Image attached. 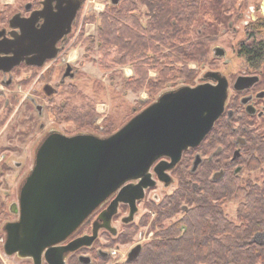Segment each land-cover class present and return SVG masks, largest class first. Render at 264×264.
Segmentation results:
<instances>
[{
    "label": "rangeland",
    "instance_id": "374dc122",
    "mask_svg": "<svg viewBox=\"0 0 264 264\" xmlns=\"http://www.w3.org/2000/svg\"><path fill=\"white\" fill-rule=\"evenodd\" d=\"M219 1L217 3L220 4V11L227 13L228 11H243L241 20L235 21L234 27L228 33H225L223 26H217L218 31L216 37L213 38L215 40L209 45V53L207 52L201 61L188 64L190 69H194L192 79L176 78L163 88L156 90L153 96L144 88L133 91L123 86L124 79L133 76V74H127L129 73L128 67L126 69L124 67L131 65L115 66V68L103 71L97 62V48L86 50L90 39L92 37L97 39L101 24L100 15L110 12L108 10L113 4L111 0H84L79 10L65 55L69 65L75 69L73 77H65L63 80L64 62L61 64L60 61L55 60L42 69L21 67L15 70L12 77L14 80L10 86H4L0 82V264H33L30 258L8 256L4 253L3 225L17 218V215L10 211L9 206L18 201L19 190L34 164L35 150L49 130L54 129L65 135L90 133L104 137L106 132L119 129L134 114L152 103L163 91L183 85H197L199 81H202L204 72L216 68L227 77L229 89L224 115L208 137L210 140H203L202 148L192 152V156L188 154L186 158L183 157L185 164L174 173H169L172 183L164 186L157 181L153 189L147 190L145 197L137 203V212L132 221L126 224L121 222L120 218L128 213L124 205L120 206L117 217L112 221V226L117 229L116 235L109 232L99 234V238L95 241L96 247L91 254L92 257L90 256L92 261L89 264H125L127 255L133 247L136 245L144 247L150 241H157L161 235L165 234L166 229L173 225V222L192 217L193 209L201 203L202 206L204 205L200 198L215 194L208 191L212 188L219 189L226 182L235 183L233 195L223 198L225 192H220L218 193L220 194L219 199L210 198L209 201L207 197L205 203L216 205L222 216L227 219L233 222L239 221L237 212L240 207L241 211L243 210L242 206L246 197L244 188H261L264 185V157L254 150L256 148L251 141V138L258 135L264 137V133L262 134L264 120L255 116L250 117L240 107L237 108V103L241 100L237 98L232 83L235 77L242 73V70L248 73L253 71L249 69L244 56L239 54V47L241 42L248 43L247 35L251 36V33L256 40H264V23L254 30L250 24H245L253 23L254 17L258 15L264 20V12H262L264 0ZM36 2L37 0H9L8 2L0 0V29L7 27L6 20L11 15L18 11H23L22 14H24L25 5L31 4L35 7ZM120 2L121 0H118L115 4ZM214 4V0H208L201 11H215ZM138 9L144 14L146 7L138 4ZM141 18L143 22L147 19L143 15ZM195 36L193 32L191 38ZM215 46L224 48L225 56L222 60L215 59L211 55V50ZM151 55L149 53L148 58L145 59L146 67L149 78L155 79L158 72L148 63ZM263 70L264 55L260 59L258 72ZM62 80L63 84L57 86ZM45 82L52 87H57V92L53 95H46L42 89ZM259 88L264 89V84ZM35 104L42 106L40 114L34 109ZM231 108L232 114L230 115L229 109ZM90 109L95 112L90 124L77 121ZM108 124L111 130L106 129ZM213 134L214 137L220 135V138H214ZM242 136H245L248 142L240 158L236 159L233 148L238 147L235 141ZM220 150L222 152L218 158L210 162L204 161V165L198 167L195 174L190 172L193 160L188 162L189 158L194 159L196 153L202 160H205L204 157L210 153L213 157H217L216 154ZM245 160H247V165L244 164ZM212 168H222L223 174L215 177L214 175L221 170L217 169L212 173L210 171ZM151 173L156 177L153 172ZM178 194H182L185 199L181 200L171 216L162 218L164 211L172 210L175 196ZM183 223L180 226L181 229L177 231L180 235L188 227V224H185L188 222ZM198 225L196 222V228ZM82 226V231H90V220ZM262 235H258L257 238L262 239ZM80 254L84 253L77 250L69 254L66 257V264H83L78 261Z\"/></svg>",
    "mask_w": 264,
    "mask_h": 264
},
{
    "label": "water",
    "instance_id": "95a60500",
    "mask_svg": "<svg viewBox=\"0 0 264 264\" xmlns=\"http://www.w3.org/2000/svg\"><path fill=\"white\" fill-rule=\"evenodd\" d=\"M81 2L75 0L68 9L59 8L69 11V16L66 30L56 33L35 30L32 16L13 15L8 21L13 29L10 37L0 39V69L8 72L24 61L40 66L45 59L55 57L56 36L70 32ZM63 24L59 21L58 25ZM214 53L223 56L224 51L215 47ZM208 77L216 84L183 85L163 91L110 135L66 136L54 132L43 140L35 150V161L19 190L18 201L9 206L18 218L3 225L4 253L30 258L33 264H66L69 254L93 243L99 229L116 235L111 220L118 206H129L123 222H130L145 190L154 187L151 169L157 180L168 186L172 182L169 171L182 153L199 146L223 114L228 81L219 72L204 75ZM256 81L257 77H238L234 88H249ZM112 195L115 198L94 221L92 233L64 243ZM140 250V245L133 247L127 261L135 260ZM78 259L83 264L90 262L86 255Z\"/></svg>",
    "mask_w": 264,
    "mask_h": 264
},
{
    "label": "trees",
    "instance_id": "16d2710c",
    "mask_svg": "<svg viewBox=\"0 0 264 264\" xmlns=\"http://www.w3.org/2000/svg\"><path fill=\"white\" fill-rule=\"evenodd\" d=\"M207 1L121 0L118 4H111L108 10L110 12L100 15L101 24L97 39L92 37L86 50L97 48V62L103 71L115 66L131 65L134 75L124 79L123 86L133 91L144 88L153 96L156 90L176 78L192 79L194 69H190L188 64L197 63L206 56L210 40L208 34L213 32L209 24L206 27L198 24L202 35H196L194 41L191 37L195 32L193 22L201 17L202 22L205 23L207 12L201 9ZM217 1L219 0H214L213 9L220 11V4ZM138 4L146 7L144 14L139 11ZM142 15L147 17L145 22L142 21ZM242 44L239 54L247 60L259 61L263 57V41ZM149 53L152 55L148 63L158 72L155 79L149 78L146 67L145 59L148 58ZM135 61L140 62L134 63ZM94 115L95 112L90 109L77 121L90 124ZM220 119L204 141L210 140L208 137L213 133ZM110 124L106 125L107 130H111ZM112 132H106V135ZM214 138H220V135H215ZM251 141L256 148L254 150L264 157V137L258 135L251 138ZM234 150L235 148L233 152ZM218 153L216 156L220 155ZM237 153L239 151L235 150L236 157ZM209 155L213 156L212 153ZM244 164L247 165V160ZM229 183L226 182L219 189H210L208 192L215 194L202 196L200 199L204 205L202 206L201 203L194 208L192 217L173 222V225L166 229L165 234L157 241H150L141 247L137 258L125 264H264V185L261 188H244L246 197L243 210L239 208L237 215L240 219L233 222L222 216L216 205L205 203L207 197L209 201L210 198L219 199L220 192H225L223 198L231 197L235 191V183ZM183 199L185 198L182 194L176 195L172 210L164 211L161 217L171 216L172 211L175 212ZM183 222H188L185 223L188 227L180 235L177 231L181 229ZM196 222L199 224L198 228ZM260 234H263L262 239L257 238Z\"/></svg>",
    "mask_w": 264,
    "mask_h": 264
},
{
    "label": "flooded vegetation",
    "instance_id": "af4514ba",
    "mask_svg": "<svg viewBox=\"0 0 264 264\" xmlns=\"http://www.w3.org/2000/svg\"><path fill=\"white\" fill-rule=\"evenodd\" d=\"M46 0H37L36 4L37 6L35 5V7H33L31 4H26L25 5V10L24 11L25 13H23V11H18L16 13H14L13 15L15 14H20L21 17H30L32 16V19H31V23L34 27H36L35 30H42L44 32H48V30H54V33L58 32L59 30L61 29H64L66 30V27H67V19H68V12L69 11H59V8H64V9H68L69 6H72L75 2V0H47L46 3L43 5V2H45ZM84 0H82L81 2V5L78 9V11H76V15L74 17V20L72 22V26H71V30L69 33H63L60 37V34L57 37V41H56V48H57V51H56V55L55 57L53 58H50V59H45L43 64L38 66V65H27L26 64V61L24 62H21L19 65L17 66H14L12 69H10L8 72L7 71H3L0 69V82L2 85L4 86H10L12 83H13V80L14 78L13 77V73L15 70H18L20 69L21 67H24V68H32V69H35V70H38V69H42L43 67L49 65L50 62L52 61H60L61 64H63L64 62V69H63V80L65 77H73L74 76V72H75V69L72 68L71 65H69V61L66 60V52H67V46L71 40V31L73 30L74 28V24L78 18V14H79V10L81 9V6L83 4ZM264 4V3H263ZM44 6V7H43ZM43 8L42 11H39ZM206 18H205V23L202 22L203 19L200 17L199 19H196L192 26L194 27L195 29V35H202V30L200 27H198L197 25L198 24H201V26L203 27H206V25L209 24V28L213 30V32L211 34H208V37H210V40H209V45L211 44V42H213L216 37V32L218 31V28L217 26H223V30L225 31V33H228L233 27H234V22L235 21H240L241 20V17L243 15V11H228V13L226 11H206ZM264 12V7H263V11ZM11 15L6 21H7V27H3L2 29H0V31L2 30L3 31V35L0 36V39H5V38H9L10 37V33L13 29H11L9 26H8V21L10 20V18L13 16ZM263 19V18H262ZM261 17L258 15L256 17H254V22L253 23H250V22H247L245 24H250V27H252V29L254 30L255 28L258 29L259 28V25L263 24L264 20H262ZM59 21H61V23L64 22L63 25H58L59 24ZM47 26V29H43V27H46ZM251 29V30H252ZM17 30V29H16ZM20 34V33H19ZM42 35H43V32H42ZM205 35V34H204ZM207 36V35H206ZM248 38V43L247 44H250L251 42H255V41H263V39H255L254 38V35L251 33V36L247 35ZM60 37V38H59ZM252 38V39H251ZM196 38L194 37L193 38V41L195 40ZM243 42L240 43V47H239V50L242 49V44ZM215 47H220L223 49L224 51V54L223 56H218L216 55V53H214V48ZM212 50H211V55L215 58V59H218V60H222V58L225 56V50L223 47L221 46H215ZM210 48V46H209ZM208 53H209V50H208ZM240 53V52H239ZM242 55V54H240ZM31 57L32 55H30V60H31ZM245 58V57H244ZM246 60V63L248 64L249 66V69H252L253 71L251 73H248L244 70H242L241 72L242 73H239L233 83H232V88L233 90L235 91V93L237 94V98L239 100H241L240 103H237L238 106L237 108L240 107L241 110L244 111L245 114H247L248 116L250 117H256L258 119H263L264 120V89H260L259 87H261V85L264 84V70L263 71H259V63H260V60L259 61H255L254 59H249ZM71 66V69L69 70L67 68V66ZM258 69V70H257ZM212 72H219L220 73V70H218L217 68L216 69H211V70H208L206 72L203 73V76H202V81H199L198 84H201V83H210V84H216V81L212 78V77H208V78H204V75L206 74H209V73H212ZM222 74V73H220ZM223 75V74H222ZM225 76V75H224ZM226 77V76H225ZM238 77H257V81L254 82L252 84V86H250L249 88H245V89H242V90H236L234 88V84H235V81ZM227 79V77H226ZM61 81L57 86H59L60 84H63L64 81ZM228 81V79H227ZM201 82V83H200ZM195 86V85H193ZM43 91L46 95H53L57 92V87L55 86H51L49 84H46V82L43 84ZM228 89H229V82H228ZM48 92H50L51 94H47ZM237 101V100H236ZM246 101V102H245ZM226 103V102H225ZM34 109L38 111V113L40 114L41 113V109H42V106L41 105H34ZM253 110L252 112L250 110ZM225 111V109H224ZM229 114L231 115L232 114V108L229 109ZM224 115V112L223 114L220 116V118ZM219 118V119H220ZM218 119V120H219ZM217 120V121H218ZM216 121V122H217ZM215 122V124H216ZM214 124V125H215ZM214 127V126H213ZM213 129V128H212ZM54 132H59V131H56L54 129H51L49 130L48 133H46L44 135V137L41 139V141L39 142V144L45 140L50 134L54 133ZM63 135H65L64 133H62ZM74 134V133H73ZM71 134V135H73ZM75 134H78V133H75ZM106 134H104L105 136ZM66 136H69V135H66ZM205 140V139H204ZM248 140L247 138H245V136H242V137H239V139L237 141H235V144L238 146L237 148H235L236 151H239V153H237V157L236 159L240 158L242 152L244 151V148L246 147V144H247ZM38 144V145H39ZM200 147L202 148V145H200ZM199 148L198 146L195 147V148H190V149H187L186 151H184L181 155V158L180 160L176 163V165L174 166V168H172L169 173H174L179 167H181L183 164H185L183 162V157L186 158L188 156V154L191 155L192 152H194L195 150L197 149H201ZM239 149V150H238ZM235 150H234V154H235ZM201 151V150H199ZM220 154V152L218 153V155ZM35 155V154H34ZM192 156V155H191ZM190 156V157H191ZM206 158L205 160H202V158L198 155V153L195 154V157L193 159L192 158H189V161L188 162H192L193 160V166L191 168V173L195 174L196 171H197V168L198 167H201L202 165H204V161L206 162H210L212 161L214 158H218L217 157H213V156H206L204 157ZM196 159H198V162H197V166H194L195 165V161ZM162 160V159H160ZM163 160H167L169 161L168 158H164ZM208 160V161H207ZM34 161H35V158H34ZM187 163V162H186ZM220 163V162H219ZM217 163V164H219ZM195 167V168H194ZM218 168H212L210 171L212 173L216 172ZM218 170H221L218 174H215L214 176H218V175H221L223 174V169L222 168H219ZM151 172H153V170H151ZM170 175V174H169ZM171 176V175H170ZM151 178L153 180H155V184H154V187L156 185V182L158 181L156 177L151 176ZM164 186V182H161ZM172 183V182H171ZM154 187H150V188H147L145 190V194H144V197L146 195V192L147 190H151L153 189ZM115 198V195H112L104 204H102L98 209H96L83 223L82 225H84V223H86L87 221L90 220L91 222V229L90 231L89 230H86V231H82V228L83 226L81 225L70 237L69 239L66 240V242L64 243H68L69 241L75 239V238H78V237H82V236H86V235H90L92 233V225L94 223V221L97 219L98 215L100 214V212L102 210H104L110 203L111 201ZM142 200V199H141ZM140 200V201H141ZM139 202V201H138ZM137 202V203H138ZM121 205H124L126 210H127V213L129 215V206L127 204H120L118 206V211L117 213L119 212V209H120V206ZM137 212V211H136ZM128 215H123L120 220L122 223L123 222V218H126L128 217ZM117 217V214L115 216H113L112 220H111V224H112V221L113 219ZM17 218H18V215H17ZM16 218V219H17ZM134 218V217H133ZM133 220V219H132ZM131 220V221H132ZM100 222V221H99ZM128 223V222H127ZM126 224V223H124ZM102 232H107L106 230H103V229H99L98 231V236L97 238L93 241V243L90 245V246H84V247H81L80 250L81 252H83L84 254L83 255H86L90 258V262L92 261L91 259V254L94 252V248L96 247L95 246V241H97V239L99 238V234L102 233ZM96 250H98L96 248ZM82 255V254H80ZM79 255V256H80ZM91 256V257H90ZM78 261L80 262V260L78 259ZM89 262V263H90ZM81 263V262H80ZM88 263V264H89ZM46 264V263H44Z\"/></svg>",
    "mask_w": 264,
    "mask_h": 264
},
{
    "label": "crops",
    "instance_id": "0c3cea01",
    "mask_svg": "<svg viewBox=\"0 0 264 264\" xmlns=\"http://www.w3.org/2000/svg\"><path fill=\"white\" fill-rule=\"evenodd\" d=\"M128 67L129 73L127 72V74H133L134 75V70L133 67L131 68V66H125L124 69H126Z\"/></svg>",
    "mask_w": 264,
    "mask_h": 264
},
{
    "label": "bare ground",
    "instance_id": "6f19581e",
    "mask_svg": "<svg viewBox=\"0 0 264 264\" xmlns=\"http://www.w3.org/2000/svg\"><path fill=\"white\" fill-rule=\"evenodd\" d=\"M6 2H8L9 0H5Z\"/></svg>",
    "mask_w": 264,
    "mask_h": 264
}]
</instances>
